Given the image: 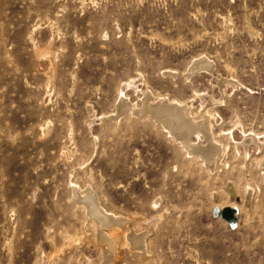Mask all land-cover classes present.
Instances as JSON below:
<instances>
[{"label": "rangeland", "instance_id": "1", "mask_svg": "<svg viewBox=\"0 0 264 264\" xmlns=\"http://www.w3.org/2000/svg\"><path fill=\"white\" fill-rule=\"evenodd\" d=\"M0 264H264V0H0Z\"/></svg>", "mask_w": 264, "mask_h": 264}, {"label": "bare ground", "instance_id": "2", "mask_svg": "<svg viewBox=\"0 0 264 264\" xmlns=\"http://www.w3.org/2000/svg\"><path fill=\"white\" fill-rule=\"evenodd\" d=\"M208 61H210L209 59H207ZM144 95V94H143ZM147 107H149L150 108V106L152 105V104H154L153 103V101H154V99H153V94H149V95H147ZM167 99V98H166ZM156 100V99H155ZM169 100V99H168ZM160 101V100H159ZM162 101V100H161ZM122 101H120L119 102V106H118V110L117 111H120V112H123V110L125 109L124 107H123V105H122V103H121ZM121 103V104H120ZM145 105V104H144ZM184 106V105H183ZM152 107V106H151ZM153 107H156V103H155V105L153 106ZM152 107V108H153ZM162 107L164 108V109H162V110H164V112L166 113V111L168 112V113H170V114H168V116L170 115V121L172 120L173 122H176V123H179V121L180 122H182V121H185V120H187L186 119V114H187V110L184 108V107H182V106H180V104L178 103V102H175V101H173L171 104H169V105H167V104H162ZM149 108H147V109H149ZM157 109V108H156ZM142 111V110H141ZM159 111V110H158ZM163 112V113H164ZM143 113H146V115H148L149 117H151V119L152 120H154L155 122H158V121H160V115L158 114V115H152L151 113H150V111L149 110H146V111H143ZM148 117V118H149ZM165 117V116H164ZM167 118V117H166ZM114 119H117V118H114ZM163 119V118H162ZM203 119L204 120H207L208 119V117L206 118L205 117V115H204V117H203ZM164 120V119H163ZM170 121H168L169 123H170ZM193 121V120H192ZM191 121V122H192ZM186 122V121H185ZM189 122V121H188ZM117 124V123H116ZM161 124V123H160ZM166 125V124H165ZM168 125V124H167ZM173 125V124H172ZM189 125V124H188ZM203 126H202V128H201V133L203 134V136L206 138V140L208 141V142H210V140H211V138H210V132H209V130H208V127H207V125H206V123L205 124H202ZM163 126V125H162ZM175 126H178V124L176 125L175 124ZM180 126H182L183 127V125H180ZM172 127V126H171ZM173 128H176V130H177V128L178 127H173ZM179 128H181V127H179ZM192 128V127H191ZM167 129V128H166ZM168 129H170V128H168ZM172 129V128H171ZM189 129V128H188ZM175 131V130H174ZM179 131V130H178ZM177 131V132H178ZM180 131H181V129H180ZM192 131V130H191ZM172 132V131H171ZM188 132H189V130H188ZM188 132H186V135H189L190 134V132L188 133ZM171 134V133H170ZM201 134V135H202ZM182 135H183V133H182ZM186 135H184V136H186ZM191 135V134H190ZM170 136V135H169ZM175 136H176V134H175ZM177 137V136H176ZM187 137V136H186ZM179 139H182V137L181 138H179ZM179 139H176L175 138V140L176 141H178ZM180 141V140H179ZM183 141V140H182ZM187 142V141H186ZM185 141H183V142H179L180 144H182L181 146H183V148L187 151V153L188 154H191V153H193V152H191V149H189V146L187 145V143H186ZM191 144V143H190ZM195 145V144H194ZM198 146V145H197ZM196 147V146H195ZM213 147V146H212ZM217 147V146H216ZM206 148V147H205ZM219 149V148H218ZM193 150V149H192ZM194 151H195V149H194ZM192 155V154H191ZM212 155H214V153L212 154ZM211 155V156H212ZM199 157H201V156H199ZM204 158V157H203ZM88 185V184H87ZM77 187V186H76ZM76 187H74V188H76ZM86 188V187H85ZM77 189V188H76ZM75 190V189H74ZM80 190V189H79ZM82 190V189H81ZM78 192V191H77ZM88 192H91V191H89L88 190ZM81 193V192H80ZM95 193V192H94ZM85 197V196H84ZM83 197V198H84ZM82 198V197H81ZM96 198V203H97V205L96 204H94L93 205V209H91V212L94 214V216H96L95 218H97L98 220H101L103 223H104V220H102L103 218H101V216L102 217H104L105 219H107L109 222H111L113 225H114V227H116V228H119V229H125L128 225H129V227L130 226H133L134 224H135V222H136V224H137V221H135V222H129L127 219H125V218H121V217H119V216H117V215H112V214H108L106 211H105V213L103 214V210H102V208H101V204H100V201H99V198L96 196L95 197ZM92 199V198H91ZM92 202V201H91ZM78 205V204H77ZM97 206H98V208H97ZM91 220V219H90ZM94 223V222H93ZM146 225V224H145ZM135 226V225H134ZM143 226V225H142ZM147 226V225H146ZM131 228V227H130ZM143 228H146V230H147V232H145V234L143 235V238L141 237V239H140V241H139V243H135V242H133V240H130V239H128V238H130V237H128V238H126L125 236V234H124V232H125V230H124V232H123V235L121 236V239L122 240H124V241H126L125 243L126 244H128L130 247H132V249H136V250H138L139 252V254H141V256L143 257V259L145 258V259H147V258H149L150 257V255H149V252H148V246H147V234H148V230H149V227H143ZM106 229H108V228H106ZM105 229V230H106ZM112 229V228H111ZM127 229H128V227H127ZM97 230V229H96ZM115 230V229H114ZM114 230H112V233H113V231ZM133 230H135V229H133ZM145 230V229H144ZM145 230V231H146ZM107 231V230H106ZM121 231V230H120ZM123 231V230H122ZM150 231V230H149ZM95 232H97V231H95ZM101 232V231H100ZM111 232V231H110ZM115 232H117V230L115 231ZM114 232V233H115ZM128 233H129V230L127 231ZM133 232V231H132ZM137 232V231H136ZM111 233V234H112ZM122 233V232H121ZM126 233V232H125ZM150 233V232H149ZM97 234V233H96ZM95 234V235H96ZM105 234V233H104ZM118 234V233H117ZM100 235V234H99ZM98 235V236H99ZM97 236V237H98ZM109 236V235H108ZM107 236V237H108ZM135 236V235H134ZM145 236V237H144ZM116 237V236H115ZM138 237V236H137ZM111 238V237H110ZM117 238V237H116ZM98 239V238H97ZM113 239V238H112ZM116 241V240H115ZM122 242V241H121ZM126 244H123V246L124 245H126ZM118 245V244H117ZM120 245H121V243H120ZM105 247V246H104ZM103 247V248H104ZM117 247V246H116ZM120 247V246H119ZM107 248V247H106ZM105 248V249H106ZM108 249V248H107ZM116 249V248H115ZM123 249V248H122ZM129 249V248H128ZM116 251V250H115ZM107 252V251H106ZM110 252V251H109ZM108 253V252H107ZM116 253V255H118L117 254V251L115 252ZM109 255V254H108ZM111 255V254H110ZM109 255V256H110ZM115 255V256H116ZM117 257V256H116ZM121 258V257H120ZM117 259H118V257H117Z\"/></svg>", "mask_w": 264, "mask_h": 264}, {"label": "water", "instance_id": "3", "mask_svg": "<svg viewBox=\"0 0 264 264\" xmlns=\"http://www.w3.org/2000/svg\"><path fill=\"white\" fill-rule=\"evenodd\" d=\"M229 190V194L235 198V192L234 190L231 188L230 185H227ZM215 197L217 196L216 194H214ZM220 218L225 221L231 230H235L238 226V210L237 208H229V207H225L223 208L220 212Z\"/></svg>", "mask_w": 264, "mask_h": 264}]
</instances>
